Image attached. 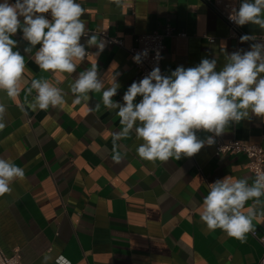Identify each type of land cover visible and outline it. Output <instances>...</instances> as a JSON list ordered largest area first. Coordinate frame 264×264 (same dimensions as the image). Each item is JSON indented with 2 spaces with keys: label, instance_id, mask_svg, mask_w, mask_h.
<instances>
[{
  "label": "crops",
  "instance_id": "1",
  "mask_svg": "<svg viewBox=\"0 0 264 264\" xmlns=\"http://www.w3.org/2000/svg\"><path fill=\"white\" fill-rule=\"evenodd\" d=\"M77 2L85 9L81 19L87 32H108L125 47L111 45L99 51L97 45H87L89 37L81 38L91 55L76 72L54 76L35 63L41 45L32 47L22 31L12 37L17 41L13 51L24 56L26 71L18 97L9 98L0 90V104L6 108L0 157L23 168L25 178L10 185V194L0 196L4 251L24 264H56L61 256L70 264H258L264 256L259 240L264 237V196L245 206L255 208L257 219L243 243L220 229L208 231L200 206L209 184L225 176L248 177L251 186L255 177L246 167L247 158L217 157L216 143L241 140L264 148V120L252 116L230 125L212 146L205 145L192 157L151 162L137 155L143 141L136 139L134 130L113 143L112 134L121 128L118 109L104 108L102 91L74 105L70 88L80 72L96 62L105 88L119 73L113 101L123 104L124 93L141 80L128 49L137 36L163 34L168 25L175 33L165 39V75L180 66L196 67L203 58H215L220 71L228 62L225 53L250 51L251 44L264 43V30L246 24L244 35L255 40L242 43L241 37L231 38L228 24L204 0H122L120 6L110 0ZM92 35L99 42V36ZM27 47H32L31 53L24 51ZM32 79L61 88L66 103L32 112L29 105L37 95L35 89L27 91ZM213 135L197 132L201 140ZM116 154L122 157L119 163Z\"/></svg>",
  "mask_w": 264,
  "mask_h": 264
},
{
  "label": "clouds",
  "instance_id": "2",
  "mask_svg": "<svg viewBox=\"0 0 264 264\" xmlns=\"http://www.w3.org/2000/svg\"><path fill=\"white\" fill-rule=\"evenodd\" d=\"M117 6L122 0H110ZM45 14H50V18ZM85 9L77 0H3L0 2V90L9 98H16L21 91V81L26 71L25 58L13 51L17 41L12 37L22 31L23 39L34 47L41 45L35 53V63L44 72L54 74L76 72L77 65L87 56L86 45L81 38L88 36L86 24L81 17ZM264 0H241L238 9L233 7L228 19L238 26L252 24L264 30ZM255 36L243 35L241 42L255 40ZM87 45H97L102 51L104 44L90 35ZM32 47L24 49L31 53ZM99 52L97 53V55ZM147 50L137 53L133 60L140 63ZM157 60L161 59L159 51ZM216 71L215 58H203L196 67H177L171 75H162L159 67L133 82L123 95L124 103L114 102L120 84L113 76L112 83L105 88L98 64L80 72L70 91L73 104L79 105L89 99L88 94L102 91V103L109 111L118 109L121 128L114 132L113 143L135 133L142 140L137 155L147 161L167 162L174 158L192 157L205 145L212 146L234 123L252 116L264 120V43L251 44L250 51L242 49L231 55ZM59 82V81H57ZM37 95L29 105L32 112L46 111L51 106H63L66 101L61 88L48 80L32 79L27 89ZM141 97L138 103H134ZM100 103L95 105L98 111ZM6 108L0 104V131L6 127ZM213 133L206 139H198L197 132ZM119 163L120 154L114 156ZM24 169L10 160L0 157V196L10 194L14 181H23ZM264 196V170L257 171L249 186L248 177L225 176L209 184L208 194L200 206V218L210 232L222 230L228 237L242 243L254 230L253 221L257 212L253 206H245L249 200L260 202ZM50 259L46 257V260ZM56 264H70L59 257Z\"/></svg>",
  "mask_w": 264,
  "mask_h": 264
},
{
  "label": "built area",
  "instance_id": "3",
  "mask_svg": "<svg viewBox=\"0 0 264 264\" xmlns=\"http://www.w3.org/2000/svg\"><path fill=\"white\" fill-rule=\"evenodd\" d=\"M207 4L212 6L218 15L228 24L230 30V37L236 38L244 35L242 26H238L231 22L228 17L231 14L233 7L238 9L241 0H204ZM50 18V14H45ZM99 36V42L104 44V49L108 46L115 45L118 47H125L124 42L116 37L111 36L108 32H88V36L82 38H88L92 34ZM175 30L168 25L165 33L152 32L148 34L139 35L135 39V46L128 49L130 54L134 57L137 53H141L147 50V56L142 57L141 62L138 64L134 61V68L140 79L144 78L153 70L154 67H159L161 74L165 75L163 68V61L165 59L166 44L165 39L172 36ZM179 36H185L184 33L178 34ZM209 38L208 36H205ZM211 43L215 42L214 38H209ZM87 56L91 55V50L86 48ZM159 51L161 59L157 60L156 53ZM86 56V57H87ZM202 131V130H201ZM199 132V131H198ZM223 155H244L247 160V169L253 174L257 171L264 170V148L259 144H250L241 140L223 141L217 140L215 156L220 157ZM257 237V232H252ZM264 245V237L259 239ZM0 264H24L19 257L15 255H8L0 243ZM258 264H264V256L260 259Z\"/></svg>",
  "mask_w": 264,
  "mask_h": 264
}]
</instances>
